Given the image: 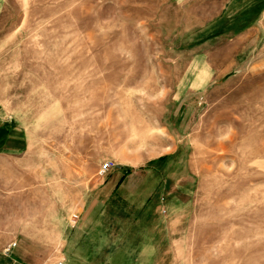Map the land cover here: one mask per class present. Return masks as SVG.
Segmentation results:
<instances>
[{
    "label": "rangeland",
    "instance_id": "374dc122",
    "mask_svg": "<svg viewBox=\"0 0 264 264\" xmlns=\"http://www.w3.org/2000/svg\"><path fill=\"white\" fill-rule=\"evenodd\" d=\"M3 237L34 264H264V0H0Z\"/></svg>",
    "mask_w": 264,
    "mask_h": 264
},
{
    "label": "crops",
    "instance_id": "0c3cea01",
    "mask_svg": "<svg viewBox=\"0 0 264 264\" xmlns=\"http://www.w3.org/2000/svg\"><path fill=\"white\" fill-rule=\"evenodd\" d=\"M119 180H116L115 178L104 184L103 187H97V190H95V194H93L88 206V208L91 209V212L95 207L99 208L100 204H103V200L101 198L107 196L109 192L113 191ZM88 215L90 216V214ZM14 242L16 245L13 247L11 245ZM14 242L11 241L9 237H3L0 239V264H34L35 262L31 254L28 252V248L21 242ZM6 249H9V251H6Z\"/></svg>",
    "mask_w": 264,
    "mask_h": 264
},
{
    "label": "built area",
    "instance_id": "2783aa9c",
    "mask_svg": "<svg viewBox=\"0 0 264 264\" xmlns=\"http://www.w3.org/2000/svg\"><path fill=\"white\" fill-rule=\"evenodd\" d=\"M114 163H112L111 161H106L103 164L100 165L99 168V175L100 176H105L113 167ZM79 218L78 214H73L72 216V222L75 224L77 222V219ZM16 243H12L11 246H15ZM6 251H9V249H6ZM56 264H63V261H58Z\"/></svg>",
    "mask_w": 264,
    "mask_h": 264
},
{
    "label": "trees",
    "instance_id": "16d2710c",
    "mask_svg": "<svg viewBox=\"0 0 264 264\" xmlns=\"http://www.w3.org/2000/svg\"><path fill=\"white\" fill-rule=\"evenodd\" d=\"M126 174H124L123 176H125Z\"/></svg>",
    "mask_w": 264,
    "mask_h": 264
}]
</instances>
